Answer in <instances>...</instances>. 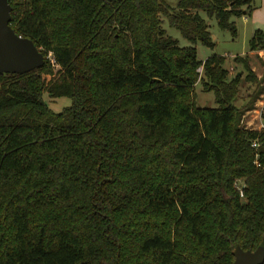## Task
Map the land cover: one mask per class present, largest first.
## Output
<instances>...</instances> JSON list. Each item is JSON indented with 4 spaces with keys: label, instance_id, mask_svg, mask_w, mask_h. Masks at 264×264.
Returning <instances> with one entry per match:
<instances>
[{
    "label": "trees",
    "instance_id": "obj_1",
    "mask_svg": "<svg viewBox=\"0 0 264 264\" xmlns=\"http://www.w3.org/2000/svg\"><path fill=\"white\" fill-rule=\"evenodd\" d=\"M253 1L10 0L45 64L0 72V264H234L264 245V127L240 126L242 75L196 47L216 45L203 12L237 36Z\"/></svg>",
    "mask_w": 264,
    "mask_h": 264
},
{
    "label": "rangeland",
    "instance_id": "obj_2",
    "mask_svg": "<svg viewBox=\"0 0 264 264\" xmlns=\"http://www.w3.org/2000/svg\"><path fill=\"white\" fill-rule=\"evenodd\" d=\"M167 1L170 4L177 2V0ZM246 9L247 13H250L248 16L245 14L240 18H235L238 26L237 36H233L229 30L222 29L215 17L208 18L203 12L204 17L207 18L210 24L212 39L216 45L212 48L198 42L196 47L198 57L202 61H205L214 53L225 55V65L229 70V78H233L238 74L242 75L238 95L234 101L236 106L243 110V114L240 117V126L249 129H261L264 127V49L250 51L249 42L256 30L261 29L264 31V0H254L253 5L250 8L246 6ZM161 19L163 28L166 29L169 35L177 38L181 46L192 45L179 29L171 26L170 21L164 14H162ZM238 56L244 59L237 61ZM47 57L53 59V53L49 52ZM247 65L251 68V71ZM58 68L56 66V69ZM199 71L201 79L204 76L203 66ZM44 98L50 108L56 112L72 104V100L69 97L54 99L45 94ZM193 98L195 104L199 107H217L214 92L205 90L201 82L195 85ZM238 184L241 189L242 181H239Z\"/></svg>",
    "mask_w": 264,
    "mask_h": 264
},
{
    "label": "water",
    "instance_id": "obj_3",
    "mask_svg": "<svg viewBox=\"0 0 264 264\" xmlns=\"http://www.w3.org/2000/svg\"><path fill=\"white\" fill-rule=\"evenodd\" d=\"M11 20L10 0H0V72L23 74L43 67V52L33 39L18 34ZM233 254L234 264H264V245L255 250H245L237 245Z\"/></svg>",
    "mask_w": 264,
    "mask_h": 264
},
{
    "label": "crops",
    "instance_id": "obj_4",
    "mask_svg": "<svg viewBox=\"0 0 264 264\" xmlns=\"http://www.w3.org/2000/svg\"><path fill=\"white\" fill-rule=\"evenodd\" d=\"M247 16H248V14H247ZM244 17H246V16H244ZM255 33V32H254ZM254 35V34H253ZM225 56V55H224ZM255 110H257V109H255ZM253 128V127H252ZM258 129H260V128H258Z\"/></svg>",
    "mask_w": 264,
    "mask_h": 264
},
{
    "label": "built area",
    "instance_id": "obj_5",
    "mask_svg": "<svg viewBox=\"0 0 264 264\" xmlns=\"http://www.w3.org/2000/svg\"><path fill=\"white\" fill-rule=\"evenodd\" d=\"M242 191V190H241ZM241 194L243 195V192H241Z\"/></svg>",
    "mask_w": 264,
    "mask_h": 264
}]
</instances>
